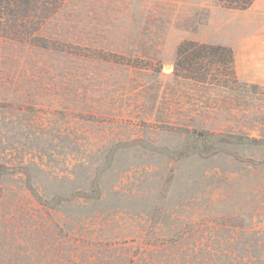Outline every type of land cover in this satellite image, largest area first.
Returning <instances> with one entry per match:
<instances>
[{
	"label": "rangeland",
	"instance_id": "374dc122",
	"mask_svg": "<svg viewBox=\"0 0 264 264\" xmlns=\"http://www.w3.org/2000/svg\"><path fill=\"white\" fill-rule=\"evenodd\" d=\"M64 1L0 37V264L264 262V0ZM188 41L238 83L174 77Z\"/></svg>",
	"mask_w": 264,
	"mask_h": 264
},
{
	"label": "trees",
	"instance_id": "16d2710c",
	"mask_svg": "<svg viewBox=\"0 0 264 264\" xmlns=\"http://www.w3.org/2000/svg\"><path fill=\"white\" fill-rule=\"evenodd\" d=\"M253 1L217 0L218 4L224 8L241 11L248 9ZM64 3V0H0V37L33 47L49 48V41L41 36V32L45 25L59 13ZM233 65V52L229 47L188 41L178 45L172 73L176 78L208 82L207 84H209L214 81L212 73L224 66L231 73L233 81L238 83ZM239 83L244 88L248 85L247 83ZM255 87L257 86L253 85V88ZM234 137L235 142L255 146L264 145V139ZM250 163L254 162L250 160ZM27 187L39 202L50 205V202L43 201L33 190L29 181ZM79 195L84 199L90 198L88 194L79 193ZM51 205H55V203ZM242 264L247 263L242 261ZM248 264H264V262L260 258L254 260L252 257L250 260L248 259Z\"/></svg>",
	"mask_w": 264,
	"mask_h": 264
},
{
	"label": "water",
	"instance_id": "95a60500",
	"mask_svg": "<svg viewBox=\"0 0 264 264\" xmlns=\"http://www.w3.org/2000/svg\"><path fill=\"white\" fill-rule=\"evenodd\" d=\"M199 136H202V134L200 133Z\"/></svg>",
	"mask_w": 264,
	"mask_h": 264
}]
</instances>
